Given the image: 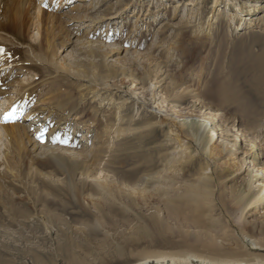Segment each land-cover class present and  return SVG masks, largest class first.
Segmentation results:
<instances>
[{
    "label": "rangeland",
    "instance_id": "374dc122",
    "mask_svg": "<svg viewBox=\"0 0 264 264\" xmlns=\"http://www.w3.org/2000/svg\"><path fill=\"white\" fill-rule=\"evenodd\" d=\"M242 7L248 13L238 21L233 15ZM263 15L264 0H0V116L4 99L18 104L28 93L20 117L9 122L22 127L20 152L0 139V264H39L42 258L40 264H68L61 247L70 240L89 257L125 244L126 253L148 254L151 264H160V252H201L182 220L137 221L120 204H106L102 212L97 181L119 188L144 174L156 177L179 145L183 179L202 190L217 185L227 204L248 165L218 180L228 169L222 160L207 170L193 141L181 137L165 145L168 125L158 122L169 110L180 122L193 108L246 136L236 159L243 165L252 159L250 151H259L249 150L250 142L264 148ZM86 40L95 42L93 49ZM40 107L55 109L41 125L29 118ZM114 128L118 135L108 133ZM47 145L64 149L58 154L63 165L48 155ZM70 162L78 163L74 176ZM204 172L210 179L196 181ZM195 199L209 201L205 195ZM254 210L263 213L264 200ZM230 222L235 241L225 244L238 247L239 230L247 226ZM218 225L210 226L228 227L225 220Z\"/></svg>",
    "mask_w": 264,
    "mask_h": 264
},
{
    "label": "bare ground",
    "instance_id": "6f19581e",
    "mask_svg": "<svg viewBox=\"0 0 264 264\" xmlns=\"http://www.w3.org/2000/svg\"><path fill=\"white\" fill-rule=\"evenodd\" d=\"M247 9L248 7L237 8L233 15L234 19L236 18L238 21L242 19L241 14L243 12L247 14ZM259 23L264 30V15L260 16ZM3 31L4 25L0 19V33ZM0 40L4 41L5 39L0 35ZM45 40L46 42L49 41L48 36ZM84 42L91 49L95 46V42L92 40ZM63 66L61 69L67 70ZM27 97L28 93H25L18 104L17 102H10L8 99H4L2 101L4 105L3 115L15 109V116H19L18 112L23 108V102L26 101ZM10 103L14 104L11 105ZM31 110L29 118L32 122L39 123V125H41V121H47L48 117L55 113L53 107H40ZM169 111L170 113L166 114L175 116L174 118L176 119H167L169 116H166L158 122L161 126L168 125L169 130L165 145L170 144V142L178 144L182 140L181 137L193 141L194 147L206 159L205 167L207 170L211 168L215 159L217 161L222 160V164L224 166L227 165L228 169L220 173V176L219 171L217 172V178L219 176L218 180L229 179L232 174L241 171L243 167L248 165L246 167L247 178L244 179L241 186L228 195L226 199L227 204L220 200L216 190L217 185H211L210 189H198L196 183H190L183 179L187 175L183 170L185 166L184 162L180 160L184 151L179 145H175L169 152L170 155L166 157L165 170L156 177L144 174L143 176H139L135 182H130V184L119 188L107 185L104 183L106 182L104 180L97 181V186H99V190L105 199H98L96 202L97 206L103 212V206L106 204L109 207L117 206V204L124 205L125 209H128L137 221L142 220L143 222L150 219L153 222L163 223L164 221L160 219L161 217H169L178 221L182 220L191 231L189 242L192 241L193 244H196L202 250L201 252H193L192 250L160 252L157 256L160 264H166L168 261H170V264H194L193 260H197L199 264H264V212L260 213L259 210L251 211V209H255L264 200V148H260V145L257 146L253 142H250L248 144V146H251V148L248 147L249 150L253 151L254 147H258L259 151L257 153L256 150V154L250 151L249 154L253 155L251 156L252 159L243 165V162L236 160L239 142L242 139L247 141L246 136L241 138L240 130L229 133L225 126L214 122L215 114H207L202 111L193 110V108L185 111L186 114L183 115V119L180 122L177 111ZM3 115L0 116V139L6 140L5 143H12L14 151L16 150L17 152L18 150L20 152L21 141L17 131L22 127L17 123L3 122ZM166 120L168 121L165 122ZM62 124L68 125L66 121ZM119 131L120 129L114 128L108 133L112 134L115 132L118 135ZM54 132L52 131V133ZM172 134L175 136L172 137ZM52 137L49 136L50 139ZM262 141H264V137L261 143ZM62 150H64L62 147L46 146L48 155L51 158L59 159L60 164L63 165V155H58ZM48 161L50 162V160ZM73 163L70 162L69 164L72 165ZM77 166V162L72 166L73 170L70 173L73 176L75 175V168ZM205 172L199 173L196 176V181L201 179L209 180L210 178L205 175ZM213 179L214 176H212L211 181ZM69 190L75 197L77 194L76 187L72 180L69 182ZM201 195H205L209 201L205 203L202 200L195 199V197H201ZM206 208L207 210L204 211ZM247 215H255V222L250 224L249 221L245 220ZM206 219H208V223ZM224 220L228 224V227L226 226L227 229L210 226L216 225L219 227L218 224L222 226ZM230 220L239 225L247 226L245 230H239L238 241H240V245L238 247H230L225 244L227 240L235 241L234 234H232V230L235 231L232 226L235 224L231 223ZM229 227L232 230L228 229ZM258 228L260 237L255 235V229ZM73 243L70 240L69 242H65L61 247L62 257L67 260L68 264H151L152 262V258L148 254L135 258L131 254L126 253L127 247L125 244L117 243L115 246H106L105 248H101L96 255L89 257L83 255L84 253L76 251V248L72 247L74 246ZM41 260L37 263H42ZM43 264H46V262H43Z\"/></svg>",
    "mask_w": 264,
    "mask_h": 264
},
{
    "label": "snow or ice",
    "instance_id": "6c2138e0",
    "mask_svg": "<svg viewBox=\"0 0 264 264\" xmlns=\"http://www.w3.org/2000/svg\"><path fill=\"white\" fill-rule=\"evenodd\" d=\"M0 51H2V50H0ZM2 119H3V122H5V123L14 121V119H15V109H13L12 111L6 112L3 115Z\"/></svg>",
    "mask_w": 264,
    "mask_h": 264
}]
</instances>
